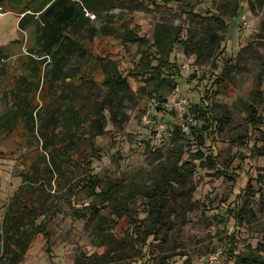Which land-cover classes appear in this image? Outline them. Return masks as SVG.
Wrapping results in <instances>:
<instances>
[{
  "label": "rangeland",
  "instance_id": "rangeland-1",
  "mask_svg": "<svg viewBox=\"0 0 264 264\" xmlns=\"http://www.w3.org/2000/svg\"><path fill=\"white\" fill-rule=\"evenodd\" d=\"M185 10L201 16L216 10L237 13L226 20L230 28L223 33L217 57L199 62L175 47V67L169 69L180 76L166 77L167 85L157 94L166 101L159 102L148 89L155 84L148 66L157 61L142 57L141 50L154 42L162 23L182 34L188 26L198 30L201 24L196 20L184 25ZM89 14L90 26L108 29L112 19L116 31L93 35L91 50L107 63L91 61L86 74L96 82L76 87L72 78L68 83L62 76L54 79V59L37 51L36 27L19 28L21 13L0 6V233L6 213L20 204L25 224L34 233L17 264H196L200 255L214 250L222 251L218 264H233L235 253L253 252L264 258V141L259 134L264 130V0H115L111 11ZM81 62L78 55L71 56L66 68L73 70ZM222 65L227 69L224 80L236 79L233 90L223 78L219 87L214 82ZM109 72L124 76L134 92L122 96L117 118L107 120L104 133L79 137V151H72L74 146L70 153L59 145L61 139L46 141L40 122L48 94L56 102L69 97L76 104L88 88L101 100L109 91L104 81ZM254 79L260 95L255 99V127L247 120L246 108ZM209 93L213 115L224 119L212 120V125L196 119L192 111L201 100L208 102ZM179 96L189 103L181 115L173 106ZM28 98L35 105L32 116L15 119L17 110L24 113L30 107ZM188 122L197 123L203 144L197 133H190ZM159 123L165 128L160 132ZM176 125L186 127L182 131L187 136L177 142L172 133ZM89 127V121L82 120L77 131ZM66 130L59 118L56 138ZM211 141L219 154L218 167L196 158ZM255 144L262 147L254 150ZM173 148L182 160L193 158L186 165L191 176L178 177L164 204L162 227L148 233L146 226L154 214L148 213L146 193L162 186L161 167ZM114 181L117 199L129 214L98 195Z\"/></svg>",
  "mask_w": 264,
  "mask_h": 264
},
{
  "label": "trees",
  "instance_id": "trees-1",
  "mask_svg": "<svg viewBox=\"0 0 264 264\" xmlns=\"http://www.w3.org/2000/svg\"><path fill=\"white\" fill-rule=\"evenodd\" d=\"M151 1L153 0H149L150 3ZM114 3L115 0H0V6L1 4H5L7 7L18 10V12L21 13L18 21L19 28L25 30L29 26L36 27L38 33L35 41L39 44V49L37 51L40 55L51 56L54 59L55 69H57V73L54 74V79H58L62 76L65 80L64 82L68 83L72 78L75 85H77L76 87L80 86L82 83H87L89 86L95 83L94 77L89 78L88 74H86V66L93 60L96 62H98V60L101 62L104 61L91 50L93 35L98 31L103 32L104 35H113L116 31V28L111 24L113 22L112 19L108 20L109 30L105 28L104 25L99 29L90 26L89 16H87L86 13L91 12L94 16H100L102 13L111 11ZM209 12L211 11H207L206 14L201 16L199 13L190 12V10L183 11L184 25L189 24L192 19L196 20L201 24L198 30L188 26L184 34H182L179 28H174L173 26L162 23L155 31L154 42L151 44L148 43L146 50H141L142 57L146 58L150 56L157 61L156 65L148 66L149 71L155 73V76H153L155 77V84L152 88L148 87V89H151L150 91H154L149 93L156 94H154L155 100L159 102L166 101L164 96H157L160 86L167 85L166 77H174L175 75L180 76L177 72L174 73L169 69L170 67H175L173 66L176 63L175 59L177 55V49H175V47L183 48L186 53L195 55L199 62H206L220 54V52L217 53V49L224 38L223 33H226L230 28V24L226 22V20L233 17L237 12H221L219 10H216L214 14H210ZM29 51L32 52V47ZM221 53L224 54V51ZM76 55L81 58L82 62L80 66L73 70H69L66 68L68 60L71 56ZM223 59H225V57L222 55L221 60ZM225 62H227V58ZM105 63L107 62L104 61L102 65H105ZM227 64L228 63H225V65ZM225 65H222L220 76H216L214 81L217 87L222 84L220 80L222 78L224 80V76L227 74ZM166 67H168V70L165 69ZM70 71L72 74H70ZM103 72H106L105 67H103ZM76 80H78V82H76ZM104 81L108 85L109 91L101 100L98 99L97 93L90 91L88 88H85L80 93L77 97L79 99L76 104L72 102L71 98L66 96V98H62L61 102H56L52 99L53 95L48 94L49 96L45 98L47 100L46 106L42 110L46 115L45 117L43 116L40 122L41 135L43 138L46 141L61 139L58 141L60 142L59 145L65 147V150H68L67 152L70 153L72 147L76 146V141L79 137L83 139L87 135L92 137L93 135L104 133L107 120L110 119L112 122L115 117L117 118L122 96L134 92L126 78L114 72L107 73ZM224 82L225 85H227L226 87H229V90H233L237 85L235 78L224 80ZM49 85L48 82L47 87H49ZM257 87L258 81L254 79L253 88L249 90V99L248 102H246V108L249 111L247 120H249L254 127L256 112L255 99H257V96H260L255 91ZM212 95L213 93L206 95L208 102L201 100L200 103L192 106L195 118L198 120H206L211 123V125L213 124L212 120H224L221 115L217 117L213 115ZM67 96H72L71 92H68ZM28 101L30 102V107L24 113H20L17 110L14 114L15 119L17 117H24L26 121L27 116H32L35 105H31V98H28ZM158 107L161 108V105H158ZM59 118L64 119L67 130L58 139L56 138L57 136L54 130L58 124ZM82 120H88L90 127L87 131L78 132L77 129ZM188 125L191 131L190 133H197V138L200 140V143L203 144L201 136L203 133L197 127V123L188 122ZM12 127L13 126L9 129H12ZM207 129L208 127H204V130ZM27 130L30 131V127H27ZM172 133L174 134L173 138L175 142L187 137L179 125L174 126ZM259 134L261 135L260 140L264 141V130L262 131L261 129ZM208 136H212L211 132H207V137ZM211 138L213 141V137ZM212 141L206 145V152H199V156L196 158L200 161L206 158L212 165L218 167L219 154L214 152L215 146L212 144ZM241 141H243V139H241ZM78 147L76 146L72 151H79ZM253 147L254 150H259L262 145L255 144ZM192 161H194L193 158L182 160L180 154L175 155L174 148L169 153L167 164L161 167L163 179L162 186L156 187V190H150L148 194L146 193L149 201L148 213L151 215L154 214L152 222L146 226L148 233H154L153 227L156 230L162 227L164 223V204L170 197L169 189L175 187V182L179 179L178 177L184 175L191 176L188 173L191 172L189 171L190 168L186 165L192 163ZM31 166L35 167L33 164H31ZM25 180H27V178L23 181ZM118 190V184L114 181L104 193H99L98 195H101L100 197L105 203H111L113 208L120 209L121 213H131L126 205L118 201ZM29 203L31 202L29 201ZM25 213L26 212L21 208V204L16 210H9L8 213H6V222L0 233V264L20 263L31 246L32 234L34 233L30 232L31 229L28 228L29 224H25L27 221ZM33 213H35V211L29 216L31 219L35 216ZM136 224L137 223L134 222L133 231L136 230ZM135 233H137V231ZM232 256L233 264L264 263V258L260 254H255L253 252L235 253Z\"/></svg>",
  "mask_w": 264,
  "mask_h": 264
},
{
  "label": "built area",
  "instance_id": "built-area-1",
  "mask_svg": "<svg viewBox=\"0 0 264 264\" xmlns=\"http://www.w3.org/2000/svg\"><path fill=\"white\" fill-rule=\"evenodd\" d=\"M87 15H90L89 12H87ZM93 15V14H92ZM94 17V15H93ZM184 67H187L184 65ZM187 69V68H185ZM161 105V104H159ZM174 109L175 112H177V114L181 115L182 113H184L189 106V103L187 101V99L185 97L179 96V98L175 101L174 103ZM189 126V125H188ZM164 125L159 123L157 124V131H163ZM182 130H186V127H183ZM185 132V131H183ZM221 250H214L205 254H202L198 257L196 264H218L219 260H220V255H221Z\"/></svg>",
  "mask_w": 264,
  "mask_h": 264
}]
</instances>
